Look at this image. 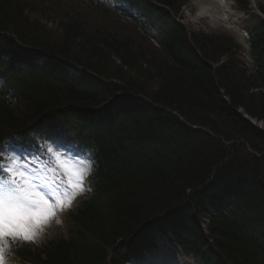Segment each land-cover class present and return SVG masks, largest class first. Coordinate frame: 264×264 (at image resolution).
Masks as SVG:
<instances>
[{
    "label": "trees",
    "instance_id": "1",
    "mask_svg": "<svg viewBox=\"0 0 264 264\" xmlns=\"http://www.w3.org/2000/svg\"><path fill=\"white\" fill-rule=\"evenodd\" d=\"M62 1L0 0V145L52 121L71 129L98 163L92 195L71 214L76 228L71 237L34 250L23 245L14 250L19 262L107 264L109 258L110 264H125L139 247L124 249L128 242L151 240L138 233L145 224L186 202L198 207L196 216L209 208L220 212L209 225L218 264H264V252L255 248L264 247V127L239 113L264 123V26L249 32L252 65L247 68L230 36L169 28L168 13L160 20L162 11L177 12L180 0H154L162 11L149 0H127L145 4L151 18L118 11L103 0H74L63 16L56 13ZM237 2L248 10V0ZM38 14L56 30L41 26ZM88 14L112 15L133 35L119 38L89 28ZM45 54L62 60L23 73L1 61L2 55L29 62ZM67 62L83 69V83L56 75ZM97 80L105 85L99 87ZM143 82L150 91L143 90ZM117 95H125L117 105L130 108V119L107 134L87 127V115L117 101ZM168 109L207 132L192 131ZM230 193L242 203H233L227 213L220 198ZM183 227L190 232L192 223ZM196 237L191 245L207 249Z\"/></svg>",
    "mask_w": 264,
    "mask_h": 264
},
{
    "label": "snow or ice",
    "instance_id": "2",
    "mask_svg": "<svg viewBox=\"0 0 264 264\" xmlns=\"http://www.w3.org/2000/svg\"><path fill=\"white\" fill-rule=\"evenodd\" d=\"M49 151L63 163L44 165L43 180L33 174L22 154H0V264H7L12 251L24 244L39 247L53 219L91 191L86 181L96 170L95 161Z\"/></svg>",
    "mask_w": 264,
    "mask_h": 264
},
{
    "label": "rangeland",
    "instance_id": "3",
    "mask_svg": "<svg viewBox=\"0 0 264 264\" xmlns=\"http://www.w3.org/2000/svg\"><path fill=\"white\" fill-rule=\"evenodd\" d=\"M32 1L35 4H41L40 2H42V0H32ZM227 1L231 4V7L237 12V9H235V4L233 0L232 1L227 0ZM76 3L77 2H75L74 0H64L62 2H58V4L56 5V13L65 16L67 15L68 10L69 12H71L72 8L75 6ZM250 3H251V8H253L254 10H257L258 9L257 7L259 5L264 6V0H250ZM199 6L200 4H198L197 2L194 4L192 3V0H191L190 4H188L187 8L185 9L182 15V22L188 28L192 30H197V31H200L203 29L207 31H211V30L225 31V28L223 26H214V25H221L220 21L210 22V21H207L206 19H197V16L199 14V11H197V9L199 8ZM78 9L81 10L79 6H78ZM37 16L39 18V24L41 26H45L49 30H53V31L56 30V24L53 25L50 22V20L46 21V19L44 18L42 19L40 17V14H38ZM86 16H87L86 17L87 25L90 26L89 28H92V29L98 28L104 31L105 33L114 34L119 38L131 37L133 35L132 30L128 25H125L124 23L120 22L119 19L114 18L112 15L102 14L101 16L98 17L96 15L88 14ZM244 17H241L240 18L241 20L236 22V24L233 25L235 30L230 31V32L228 31V33L231 35V38L233 39L234 42L238 41V43L243 44V45L245 43L244 42L245 38H244L243 31L241 29V22L244 21ZM244 46H245L244 47L245 51L243 52V55L241 56V58L245 62V64L249 65L248 48L246 44ZM118 64H120V62H118ZM257 124L259 125V123ZM261 125H264V123H262ZM62 214L63 212L53 219L51 227L46 230V233L42 236L40 240L50 238L53 236L54 233H58V232H61L62 236L64 237V235H67L70 231L73 230L72 223L70 222L69 217H67L68 214H63V215ZM56 220H60L62 221V223L57 224L55 222ZM32 245L34 246L35 244H32ZM32 245L28 244V246H32ZM179 259L185 261V263L187 264L189 263V261L187 262L182 257H180Z\"/></svg>",
    "mask_w": 264,
    "mask_h": 264
},
{
    "label": "bare ground",
    "instance_id": "4",
    "mask_svg": "<svg viewBox=\"0 0 264 264\" xmlns=\"http://www.w3.org/2000/svg\"><path fill=\"white\" fill-rule=\"evenodd\" d=\"M196 2L200 4L199 8L201 9L202 14L207 17L209 21L227 22L230 19L233 20L234 18L237 19L239 17V14L232 13L230 4L227 0H223V2H221V0H196ZM65 70L67 69L61 68L56 75L65 79L67 83L68 81L73 82L74 77ZM142 86L145 87L143 90H150V85L147 82H143ZM112 108L117 109L118 105L114 104ZM129 110L130 108L125 112H117L116 110H92V112L87 115V127H93L91 130L103 128V134H107L130 119L132 112ZM255 248L258 252H264V247L258 246Z\"/></svg>",
    "mask_w": 264,
    "mask_h": 264
}]
</instances>
